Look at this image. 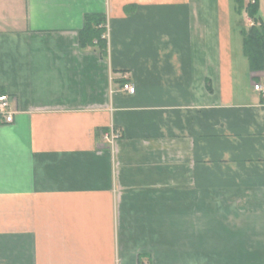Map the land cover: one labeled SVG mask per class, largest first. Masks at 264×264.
Listing matches in <instances>:
<instances>
[{"label":"crops","instance_id":"obj_1","mask_svg":"<svg viewBox=\"0 0 264 264\" xmlns=\"http://www.w3.org/2000/svg\"><path fill=\"white\" fill-rule=\"evenodd\" d=\"M233 5L0 0V264H264V71Z\"/></svg>","mask_w":264,"mask_h":264},{"label":"trees","instance_id":"obj_2","mask_svg":"<svg viewBox=\"0 0 264 264\" xmlns=\"http://www.w3.org/2000/svg\"><path fill=\"white\" fill-rule=\"evenodd\" d=\"M258 0H234L233 9L237 16L243 13L252 22L245 27L239 23L242 40V53L251 72L264 71V24L256 19ZM106 18L104 15L90 14L84 17L78 31V44L81 50L97 52L100 58L107 56Z\"/></svg>","mask_w":264,"mask_h":264},{"label":"built area","instance_id":"obj_3","mask_svg":"<svg viewBox=\"0 0 264 264\" xmlns=\"http://www.w3.org/2000/svg\"><path fill=\"white\" fill-rule=\"evenodd\" d=\"M247 2V0H244ZM252 25V24H251ZM107 27V26H106ZM106 38V34L103 36ZM253 91L258 93L261 97L264 98V84L263 83H253ZM121 90L126 92L129 95L135 93V88L129 83H124L121 87ZM14 112L11 108V100L7 94H0V124L7 125L12 123ZM102 140L108 144L113 145V143L121 137V133L111 128L107 132L101 133Z\"/></svg>","mask_w":264,"mask_h":264},{"label":"rangeland","instance_id":"obj_4","mask_svg":"<svg viewBox=\"0 0 264 264\" xmlns=\"http://www.w3.org/2000/svg\"><path fill=\"white\" fill-rule=\"evenodd\" d=\"M243 25L245 26V27H248V24H246V22L245 23H243ZM233 27H235L234 25H233ZM238 41H239V36H238ZM239 43V42H238Z\"/></svg>","mask_w":264,"mask_h":264}]
</instances>
